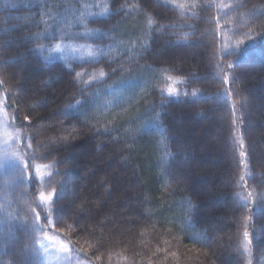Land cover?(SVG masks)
<instances>
[{"label":"trees","instance_id":"trees-1","mask_svg":"<svg viewBox=\"0 0 264 264\" xmlns=\"http://www.w3.org/2000/svg\"><path fill=\"white\" fill-rule=\"evenodd\" d=\"M0 91V264H264V0H0Z\"/></svg>","mask_w":264,"mask_h":264},{"label":"snow or ice","instance_id":"snow-or-ice-1","mask_svg":"<svg viewBox=\"0 0 264 264\" xmlns=\"http://www.w3.org/2000/svg\"><path fill=\"white\" fill-rule=\"evenodd\" d=\"M151 21H149V24L151 25ZM88 33H84L83 36H87ZM36 39H40V34H37ZM42 47V46H41ZM81 48L85 47L84 45L80 46ZM89 48V56L93 55V51L91 49V46H88ZM62 50V46L60 44H57L55 49H52V51H61ZM75 51V49H74ZM96 51H100V49H96ZM232 54V53H229ZM48 58L45 57V60H47ZM229 67H231V65H229ZM77 75L79 76L80 73H77ZM105 73L104 72H100V76H104ZM169 79L171 80L172 78L169 77ZM224 83L227 85L229 83L228 77L225 76L224 77ZM167 93L169 96L174 95L177 93V89L174 86H169L167 88ZM225 94L230 95V92L226 89L225 90ZM193 96L196 97V93H193ZM79 103V102H78ZM7 107V104L5 102V98L3 96H0V110H2L3 108ZM76 107V105L73 104H69L67 106L68 109H74ZM25 120H28L29 117L25 116L24 117ZM161 132V135L164 134V132L166 131V129H163L162 127H159V125L157 126ZM242 143V142H241ZM28 148H31V144L29 143L27 145ZM241 156H244L245 153L241 152L240 153ZM37 157L29 152L26 154V156H17V159L20 160L23 163V169L22 172H28L29 169L31 168H35L34 172H29V181H31L32 178H36L38 181H41L44 179L45 177V173L42 171L43 167H46L44 165H33V161L36 159ZM241 179L243 180L244 178L241 177ZM57 193L55 191L51 192V193H47L45 194L44 192H40L39 193V203H37L36 208H40L41 210H43L46 215L43 217L44 220L47 221V225L48 226H52L54 227V222H53V214L56 213V208L52 207V205L55 204V200L57 198ZM36 208H32L31 211L35 214V220L37 221L36 224V229H42V225L39 224V221H41V215L40 212H38L36 210ZM57 219H59V217H57ZM69 227H71V225H69ZM244 238L247 240L248 244H251V240L252 237L250 236V233L245 230L243 233ZM43 241H46L47 243L41 242L40 243V249L43 250V252L45 254H49L50 249H54L56 250L58 253H63L66 254L64 256H60L57 255L56 259L57 260H70L71 259V255H70V248L69 245L67 243H65L63 240L59 239L57 235L53 234V235H49V233L47 231H44L43 233Z\"/></svg>","mask_w":264,"mask_h":264},{"label":"rangeland","instance_id":"rangeland-1","mask_svg":"<svg viewBox=\"0 0 264 264\" xmlns=\"http://www.w3.org/2000/svg\"><path fill=\"white\" fill-rule=\"evenodd\" d=\"M0 96H3L1 91H0ZM18 143H19L18 138L15 137V135H13V133L11 132V130L9 128L8 116H7V114H5V110L3 108L2 110H0V150H3L4 152L9 153V154L12 152H13L12 154H15L13 150L16 148V146H18ZM34 170H35V168H34ZM42 171L45 173V176H46V174H47L46 167H43ZM35 180H37V179L35 178ZM45 228H46L45 231H47L49 233V235L55 234V233L49 232L48 227H45ZM58 238L63 240V238H61L60 236H58ZM41 242L47 243L46 241H43V236H42L40 243ZM40 243H39V246H40ZM69 248H70V246H69ZM40 250H41V254H42V257H43L45 264H90L88 262H85L83 260L78 259L77 255H75L72 252L71 248H70V250H71V252H70L71 259L70 260H63V259L57 260L56 259L57 255L64 256L66 254L58 253L54 249H50L49 254H45L42 249H40Z\"/></svg>","mask_w":264,"mask_h":264},{"label":"bare ground","instance_id":"bare-ground-1","mask_svg":"<svg viewBox=\"0 0 264 264\" xmlns=\"http://www.w3.org/2000/svg\"><path fill=\"white\" fill-rule=\"evenodd\" d=\"M5 98V97H4ZM14 153L15 154H12V153H10V156L6 159V161H5V163L6 162H12V161H15V162H18V163H21V164H23L20 160H18L17 159V156H19V152H18V148L16 147L14 150ZM34 165V164H33ZM35 166V165H34ZM46 171H47V174H48V168L46 167ZM29 172H34V167L33 168H31V169H29L28 170V172H27V174L29 175ZM46 174V175H47ZM36 192H38V191H36ZM51 233H55L56 235H58V236H60L61 238H63V236H62V234L61 233H58V232H51ZM63 240H64V238H63ZM65 241V240H64ZM66 242V241H65ZM67 243V242H66ZM68 244V243H67ZM69 245V244H68ZM70 246V245H69ZM40 247V246H39ZM70 248H71V250H72V252L75 254V255H77V257H78V259H80V260H83L82 258H81V256H80V253L77 251V250H75L74 248H72L71 246H70ZM83 261H85V262H88V261H86V260H83ZM88 263H90V262H88ZM91 264V263H90Z\"/></svg>","mask_w":264,"mask_h":264}]
</instances>
